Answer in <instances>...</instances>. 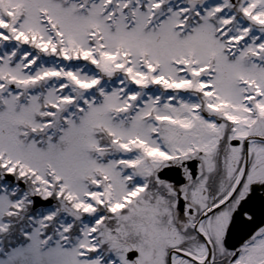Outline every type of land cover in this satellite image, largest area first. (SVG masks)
I'll use <instances>...</instances> for the list:
<instances>
[{
	"label": "snow or ice",
	"instance_id": "snow-or-ice-1",
	"mask_svg": "<svg viewBox=\"0 0 264 264\" xmlns=\"http://www.w3.org/2000/svg\"><path fill=\"white\" fill-rule=\"evenodd\" d=\"M0 264H264V0H0Z\"/></svg>",
	"mask_w": 264,
	"mask_h": 264
}]
</instances>
